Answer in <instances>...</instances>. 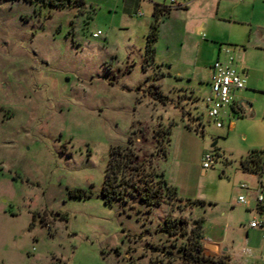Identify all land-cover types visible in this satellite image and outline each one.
I'll return each instance as SVG.
<instances>
[{
  "label": "rangeland",
  "instance_id": "obj_1",
  "mask_svg": "<svg viewBox=\"0 0 264 264\" xmlns=\"http://www.w3.org/2000/svg\"><path fill=\"white\" fill-rule=\"evenodd\" d=\"M148 1L83 0L79 12L0 0V264H180L167 219L190 229L197 216L220 221L235 207L242 224L251 213L264 222L236 201L241 184H264V170L250 177L240 165L264 151V86L242 91L253 116L230 111L233 128H216L204 70L198 81L144 62ZM128 143L181 202L104 203L109 152ZM208 152L220 159L203 173ZM249 261L240 252L232 262Z\"/></svg>",
  "mask_w": 264,
  "mask_h": 264
},
{
  "label": "crops",
  "instance_id": "obj_2",
  "mask_svg": "<svg viewBox=\"0 0 264 264\" xmlns=\"http://www.w3.org/2000/svg\"><path fill=\"white\" fill-rule=\"evenodd\" d=\"M127 1L136 6L140 3V0ZM155 4L168 9L158 29L156 65H165L169 72L176 73L178 77L193 74L198 81L202 80L200 73L204 70L208 74L205 97L210 89L211 65L216 59L224 58L223 49L227 48L245 86L255 92L264 86V35L260 32V29H264V0H149L146 20L149 27ZM133 14L138 16L136 11ZM197 30L206 32V36L201 38L196 34ZM242 98H245L242 91L236 94L237 105H241L245 115L249 113L253 116L251 104ZM246 105H249V109ZM233 126L234 121L227 123L228 130ZM243 173L253 176L246 171ZM237 206L253 209V203L249 208L239 203ZM258 212L264 214V208ZM222 216V220L209 223L205 216H197L204 221L201 240L203 254L207 257L226 256L229 264H235L233 258L240 252H246L250 258L249 264H264V225L257 229L249 228V222L254 219L252 213L250 220L242 224L235 207L227 209ZM244 232L247 236L245 240Z\"/></svg>",
  "mask_w": 264,
  "mask_h": 264
},
{
  "label": "trees",
  "instance_id": "obj_3",
  "mask_svg": "<svg viewBox=\"0 0 264 264\" xmlns=\"http://www.w3.org/2000/svg\"><path fill=\"white\" fill-rule=\"evenodd\" d=\"M37 4L56 8H77L82 12L83 0H28ZM168 9L155 4L152 12V22L149 32L146 35L145 63L149 59L154 62L155 43L158 39L159 25L163 17L167 15ZM144 66V65H143ZM234 112L242 117L245 115L240 106L234 108ZM167 132L164 131V133ZM131 143V141H129ZM113 147L109 152V158L104 170V179L101 188V195L104 203H111L114 200L124 204L131 199H138L149 210L159 206L164 202L174 203L182 201L176 196V189L168 185L162 173H156L155 169L149 167L145 158L130 147ZM158 151L165 155L163 146H158ZM262 151H253L251 155L240 162L241 168L248 173H256L260 170ZM156 179V180H155ZM81 192L77 191L75 196L81 197ZM192 204H202L201 201H188ZM203 219L193 220L190 229H187V222L177 218L167 219L162 225V232L168 237H173L179 241L176 248L180 258V264H229L226 256L207 257L203 254Z\"/></svg>",
  "mask_w": 264,
  "mask_h": 264
},
{
  "label": "built area",
  "instance_id": "obj_4",
  "mask_svg": "<svg viewBox=\"0 0 264 264\" xmlns=\"http://www.w3.org/2000/svg\"><path fill=\"white\" fill-rule=\"evenodd\" d=\"M174 2V0H171ZM137 15H141L139 12ZM101 35L100 31L92 33L93 38H97ZM225 54L224 58L216 59L211 65V75L209 82V93L203 98V105L207 117L214 122L216 128L223 127V121L227 120L228 124L232 121L230 111L237 105L236 94L245 89V81L239 73L235 65L233 56L230 55L227 48L223 49ZM220 159L218 154L204 153L201 156L202 170L206 171L210 167L216 164ZM260 169L264 170V158L260 163ZM238 189L245 192V195L238 194L237 202L245 208H249L253 203V209L259 211L264 208V184H259L257 188H249L246 184H241ZM250 194L254 197L252 200L248 198ZM264 222L259 219H252L248 227L251 229H257L262 227ZM50 229L49 225H45Z\"/></svg>",
  "mask_w": 264,
  "mask_h": 264
},
{
  "label": "water",
  "instance_id": "obj_5",
  "mask_svg": "<svg viewBox=\"0 0 264 264\" xmlns=\"http://www.w3.org/2000/svg\"><path fill=\"white\" fill-rule=\"evenodd\" d=\"M260 32L262 35H264V29H260ZM240 105V104H239ZM241 106V105H240ZM246 108L249 109V105H246ZM214 146V144L212 145V147Z\"/></svg>",
  "mask_w": 264,
  "mask_h": 264
}]
</instances>
